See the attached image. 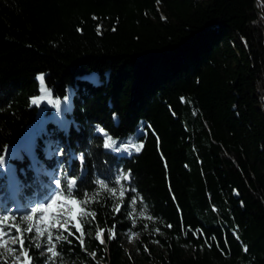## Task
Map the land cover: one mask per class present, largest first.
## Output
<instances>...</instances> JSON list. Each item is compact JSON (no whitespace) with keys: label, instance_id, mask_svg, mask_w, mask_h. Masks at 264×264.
Masks as SVG:
<instances>
[{"label":"trees","instance_id":"1","mask_svg":"<svg viewBox=\"0 0 264 264\" xmlns=\"http://www.w3.org/2000/svg\"><path fill=\"white\" fill-rule=\"evenodd\" d=\"M41 87L59 109L31 103ZM98 127L144 147L105 149ZM5 148L23 206L68 175L82 194L130 171L119 213L106 193L91 205L116 238L100 245L86 224V251L71 237L58 246L64 264H264V0H0ZM6 183L0 172L14 209ZM133 196L154 218L134 228Z\"/></svg>","mask_w":264,"mask_h":264},{"label":"snow or ice","instance_id":"2","mask_svg":"<svg viewBox=\"0 0 264 264\" xmlns=\"http://www.w3.org/2000/svg\"><path fill=\"white\" fill-rule=\"evenodd\" d=\"M38 79L43 85V74ZM40 92L41 95L32 98V104L39 106L42 101L47 99L48 103L59 109L61 104L59 98L52 99L50 90L44 87H41ZM97 130L104 137L103 147L116 153L122 151L129 152V154L132 151L139 153L144 147L143 142L134 143L131 138L127 143H118L105 129L98 127ZM4 153L0 154V167L5 164L7 148L4 149ZM79 159L83 164V154ZM130 180V171H121L115 179V186L110 187L108 182L98 178L95 182V191L77 194L78 177L68 175L64 184L60 179H56L54 181L55 187L48 191L42 201L26 207L23 211L19 208H10L7 204L0 202V264H33L34 257L30 254L33 248L44 259V264H64L58 246L62 242L71 244V237L79 243L82 250L86 251L85 236H93L92 232L85 233L84 227L86 224H95L94 238L100 245L105 244V232H107L109 240L115 239L116 225L113 224L108 228L100 227L96 223L97 214L91 210V205L98 203L100 197L106 193L117 201L113 205V211L119 213L124 206V198L129 191L124 187L123 182ZM136 204L137 197L133 196L129 201L130 211L128 212L133 228L138 218L154 219L144 209L137 211ZM144 227L147 228V225H144ZM155 231L159 232V229L157 228ZM138 236L139 233L129 229L128 237L130 241ZM145 251H147V248H145ZM89 255L95 259L96 252L93 251Z\"/></svg>","mask_w":264,"mask_h":264},{"label":"rangeland","instance_id":"3","mask_svg":"<svg viewBox=\"0 0 264 264\" xmlns=\"http://www.w3.org/2000/svg\"><path fill=\"white\" fill-rule=\"evenodd\" d=\"M45 101V100H44ZM44 101H42L40 103V105L38 106L39 109H40V112L42 111L43 109V104H44ZM63 105L66 106L67 105V99L63 101ZM51 146H49V144L44 148V154H50L51 153ZM13 156V153H10L7 157H6V160H5V164L4 166L0 167V172L5 174L6 178H7V183H6V187H7V191L13 201V205H14V209L15 208H19L21 211H23L26 207H30V206H23L22 204H20V202H18L16 200V197H15V191H14V187H13V176L15 175V167L14 165L10 162V158ZM35 172L37 171H40V173H45L46 172V169L41 167V168H35L34 169ZM54 184V182H53ZM54 187H55V184H54ZM38 201L37 202H40L42 201L44 198L42 196H38ZM36 203V202H35ZM139 237V236H138ZM134 238L132 241L129 240V237H128V233L124 234V236L122 237L123 238V245L124 247L126 248V250L128 251H132L135 247V244H136V240L137 238Z\"/></svg>","mask_w":264,"mask_h":264}]
</instances>
